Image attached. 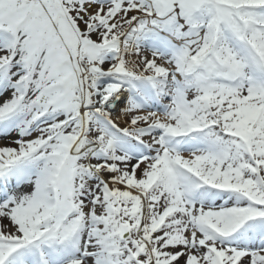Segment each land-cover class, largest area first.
I'll return each instance as SVG.
<instances>
[{
	"label": "snow or ice",
	"instance_id": "6c2138e0",
	"mask_svg": "<svg viewBox=\"0 0 264 264\" xmlns=\"http://www.w3.org/2000/svg\"><path fill=\"white\" fill-rule=\"evenodd\" d=\"M0 264H264V0H0Z\"/></svg>",
	"mask_w": 264,
	"mask_h": 264
}]
</instances>
